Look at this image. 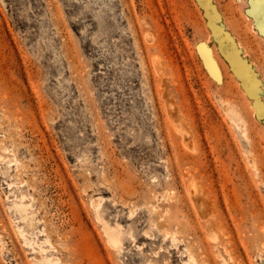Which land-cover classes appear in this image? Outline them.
I'll return each instance as SVG.
<instances>
[{"label": "rangeland", "instance_id": "1", "mask_svg": "<svg viewBox=\"0 0 264 264\" xmlns=\"http://www.w3.org/2000/svg\"><path fill=\"white\" fill-rule=\"evenodd\" d=\"M0 140V264H264V0H0Z\"/></svg>", "mask_w": 264, "mask_h": 264}, {"label": "bare ground", "instance_id": "2", "mask_svg": "<svg viewBox=\"0 0 264 264\" xmlns=\"http://www.w3.org/2000/svg\"><path fill=\"white\" fill-rule=\"evenodd\" d=\"M260 108H262V107H260ZM227 109L231 113L232 119L239 123L241 121V118H240L241 115H239L238 113H235L236 109H235V112H234L233 108H227ZM259 109L256 108L257 113L259 112ZM183 137H184V141L187 143V145H189L190 144V138L188 137V135L186 133H183ZM0 142H2V140H0ZM3 149H5L4 146H3ZM193 178H195V176ZM204 194H205V192H204V189H203L201 183L196 181L195 179H193L191 181L190 185L188 186V197H189L190 202L194 205L195 210L197 211V215L199 218V221H198L199 227L203 226V228L205 229V234H207L209 236V240H211V242L214 244V246L216 248H220L219 247L220 241L223 239L220 240L221 236L219 238V235H218L219 233L217 234L214 231L213 227L211 228L210 226L207 225L206 222L205 223L203 222V221H205V218L207 216L206 212L204 210V200H205L204 199L205 197H203ZM16 198L19 199V201H14L12 208H14L16 210V212H18L20 214V217L22 218L24 224L27 227L31 228L32 226H34V222H33V219H31L30 223H29V219H28L29 214L31 213L29 211V208L32 207V205L27 200L28 195L22 189L21 195L17 196ZM206 201H207V199H206ZM100 203H101V201L99 199L94 200V204L100 205ZM207 203H208V201L206 202V204ZM204 224H205V227H204ZM104 226L108 230V234L110 236L111 246H113L117 249H121V245H122L123 239H124L122 231H121V226L117 225V227L111 228L107 222H104ZM159 229L166 233L165 239L167 237H169L172 240L173 244H176L177 247H184L185 248V254H186L185 257L187 258V260H185L183 262V264H215L214 258L210 255V252H208L209 242L208 241L206 242L205 239L202 240L199 238V237H201V233H202V230L201 231L199 230L200 228H198L197 230H199L201 233L199 231L195 230L197 233V236L195 238H191L193 233L189 229H187L185 226H182L181 222L178 219L175 221H172V222L169 221L166 225H162L161 227H159ZM261 229H263V228H261ZM31 242L32 241L30 240L29 243H31ZM230 242H231L230 244H232L233 241L230 240ZM191 243H192L193 247H194L195 243H197L196 246L199 250V252L197 254L195 253L196 251L193 252L191 250V248H190ZM226 243H228V242H226ZM223 245L224 244H222L220 246H223ZM66 249H67L66 256L68 257L67 259H70L69 258L70 255H74L75 257H77V252L75 249H70L69 247H66ZM263 249H262V251H263ZM200 250H201V252H200ZM224 250H225V247H224ZM233 250H235V249L229 250L226 248V252L228 254H230L231 256H233V254H232ZM225 254L222 252H218L219 257L222 259L224 264H230L228 262L227 257L224 256ZM46 261H50V260L47 258L42 259L43 264ZM232 261H234V260L232 259ZM73 263L77 264V258L74 259Z\"/></svg>", "mask_w": 264, "mask_h": 264}]
</instances>
